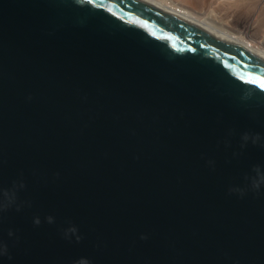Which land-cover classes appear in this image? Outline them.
I'll return each mask as SVG.
<instances>
[{
  "label": "water",
  "instance_id": "water-1",
  "mask_svg": "<svg viewBox=\"0 0 264 264\" xmlns=\"http://www.w3.org/2000/svg\"><path fill=\"white\" fill-rule=\"evenodd\" d=\"M0 264H264V58L142 0H0Z\"/></svg>",
  "mask_w": 264,
  "mask_h": 264
},
{
  "label": "bare ground",
  "instance_id": "bare-ground-1",
  "mask_svg": "<svg viewBox=\"0 0 264 264\" xmlns=\"http://www.w3.org/2000/svg\"><path fill=\"white\" fill-rule=\"evenodd\" d=\"M264 58V0H142Z\"/></svg>",
  "mask_w": 264,
  "mask_h": 264
}]
</instances>
